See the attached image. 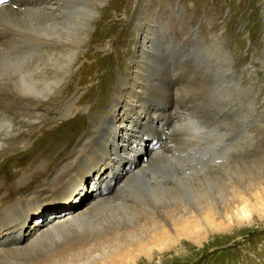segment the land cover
Masks as SVG:
<instances>
[{
  "label": "rangeland",
  "instance_id": "1",
  "mask_svg": "<svg viewBox=\"0 0 264 264\" xmlns=\"http://www.w3.org/2000/svg\"><path fill=\"white\" fill-rule=\"evenodd\" d=\"M60 1L63 3H61L63 15L61 39L68 42L69 45L77 46L73 70L81 64L88 63V61L92 62L86 56L87 51L94 54L92 59L97 60L98 63L95 71H100L99 81L82 87L83 93L88 88L95 90L97 88L95 97L88 102L87 106L94 104V100L97 97H102V91L104 90H109L108 100L112 94L111 98L116 99L120 104V107H118L119 113L125 114L128 111L131 112L133 105L141 104L142 95L145 93L136 94L132 88V84L135 83L134 78H132L133 73L135 74L134 61H142L141 65H143L144 60H141L139 51L147 52L150 49L151 52L152 50L153 58H151L148 66L152 69V78H156L154 80L151 78L146 80L153 81L151 84L156 82L157 84H165L164 86L167 87L165 88L167 89V95L162 96L160 93V97L156 99L150 96L148 98L155 101L158 106L157 108L154 107L153 110L162 112L160 123L167 121L165 114L168 110H171L172 116L174 115L171 124L175 121L172 129L174 128L178 134L173 141L174 146L176 148L179 147L178 149L174 147L176 149L175 153L182 160L186 159V162H189V159L192 161L186 170L184 167L183 170L185 173L183 170H180L182 168L178 170L173 169L171 173L173 172L172 175L175 177L177 175L178 177L183 172L191 181L204 178L203 185L201 186L205 188V184L208 181L205 188L208 191H205L204 188L202 189L201 186L193 182L190 183L194 185L182 184L180 182L179 186V181H176L177 184L175 181L172 182L179 189L180 195L178 197L175 194H173L174 196H169L170 193H166V190H160L155 195L149 185H146V188L142 189L145 195L142 192L132 191L130 187H127L124 191L125 194L122 197L120 196L121 200L119 199V201L123 202L124 200L126 203H134V205L143 207L135 208L134 210L133 207L124 206L120 202V204L118 203V207L120 206V208H113L117 204L110 206L111 208L109 207V209H107L108 207H103L104 209L100 207L96 212L92 213L90 219H84L79 225L63 227L57 233L52 232L44 235L40 239L42 242L38 240L27 250L20 252L22 254L18 253L16 255L17 253H14L10 257L9 255L1 256L0 264L4 262V264H24V261L25 264H28V262L31 264L34 263L33 261L35 259L38 260L40 257L37 259V256L40 255V259L43 258L41 260L42 263L46 258H53V253L54 251L56 253V250L64 249L62 251H69L71 247L81 244L80 242H83L81 245L85 246L86 242L89 241L88 243L91 245L92 242L101 240L102 237H107L109 234L117 236L118 233L119 235L121 234V237H113L111 241L116 243L109 242V246L111 247H107V241L105 242L107 245H104L105 243L103 244L106 247L105 250H108V252L106 250L108 257L104 259L106 261L101 260L103 263H100L97 260L98 263L95 261L93 264H264V0ZM103 14H105L104 17ZM34 16L37 18V14L33 15L32 20L35 19ZM38 18L37 22L33 21V26L36 24L37 28ZM36 27L34 26V28ZM96 35H99L97 44L94 42ZM152 37L157 41L156 43H154L155 41L152 40ZM155 44L157 45L159 55ZM18 45L9 46L10 49L8 47L1 49L4 52H12L11 55L18 59L19 56L29 58L33 54V49H30V45L25 48L22 47V50ZM12 47L15 48L13 49ZM15 50L16 52H14ZM24 51L28 53L26 54ZM83 51H86L84 52L85 54L82 53ZM80 54L81 57L79 56ZM165 56L167 59L163 58ZM0 59L2 60L1 57ZM23 60L26 59L24 58ZM155 61L158 62L155 64ZM64 62L65 60L60 61L53 66L61 71H65ZM159 62H164L166 65L158 69ZM52 63L53 61L50 62V64ZM228 65L232 66L233 69L229 70ZM135 69L137 70L136 67ZM0 72L3 75L0 76L4 78L6 73L2 72V70ZM60 73L61 75H65L64 72ZM111 73H114V76ZM229 74L234 77V81L229 78ZM137 75L135 74L136 77ZM169 76L172 82L169 80ZM105 81L108 82L107 86L104 85ZM173 82L176 84H173ZM137 87H142L143 90H146L149 86L137 85ZM169 87H172L170 93H168ZM169 96L171 97V103L170 100L168 101ZM38 100L41 102L45 98L40 96ZM176 102H178V105ZM113 103L114 101L110 105L107 104L101 108L112 110ZM33 104L36 105L35 103ZM37 109L40 110V108ZM43 111L45 110L43 109ZM43 111H41L42 115ZM142 114H146L145 108H143ZM81 115H85V112L79 113V115H73L72 119L65 121L67 126L64 129L71 131L81 130L84 133L86 129L83 128L90 125L91 117L89 115L82 117ZM53 121H55L52 124L54 125V131L49 129V133H47L49 136L46 141L53 139V136L56 137L64 130H60L61 126H63L61 124L63 123L62 119L55 118ZM16 122H18L17 119ZM37 123L39 125L41 121H37ZM59 123L61 124L60 126H55ZM157 123L158 120L155 124ZM3 124H0V129H5L7 132H10L9 125L6 123ZM79 125L80 127L78 129L77 127ZM22 128L24 130L27 129L25 126ZM88 128L84 133L87 139L92 136V127ZM142 128V135H144L143 139L145 140L137 148V154L140 159L144 158L155 145L159 146L162 137L164 139L168 138V135L158 136L154 133L153 129H147L145 124H142ZM172 129H169L170 131L168 133L172 134ZM57 132L58 134L56 135ZM180 136L184 139L180 138ZM175 139L179 140V142ZM175 141L178 143L176 142V144ZM70 143L65 147H61L62 149L57 150V154L60 153L58 155L62 158L51 166L49 174L47 175L49 180L50 178L53 179L55 172L62 167L61 165L63 163L67 162L68 156H66L67 149L65 148L71 146ZM179 143L183 144L180 145ZM33 150V147H31L14 156L15 158L13 157L12 161H10L11 170L14 172L16 170L22 172L26 166H30L31 164L27 160ZM0 161H5V159L2 157ZM39 164L40 162L36 163V165ZM191 166L194 167L192 168ZM190 168L193 170L192 174L196 173L190 175L191 172L189 173L187 171H191ZM195 169L197 170L195 171ZM243 169L245 171L248 169L249 172H245ZM174 170L180 173L178 172L176 174ZM108 171L109 167L104 162H96L89 168H85L84 176L73 183L76 184L74 188L71 187L66 192L58 191L48 193L47 191L49 190H46L49 186H46L47 182L42 183L43 185L41 186L40 184H34V187H30L29 185L31 184L27 186V184L24 185L25 183H23L19 186L20 188L22 187L21 189H16L17 192L11 200H15V202L21 201L18 204L22 203L23 211L27 212L26 224H31L36 219L44 221L46 215H50V219L53 221L56 217L63 216L67 212L75 211L87 204L93 198L94 192L101 188ZM187 173L189 174L186 175ZM123 175L121 172L120 177ZM189 175L196 177L191 179ZM110 178L112 179L111 182L113 181L112 188L105 189L104 193L109 192L111 195L115 184H118L119 178L114 179L113 176ZM15 180L16 178L11 179V183H14ZM26 181L28 182L29 178ZM218 181L220 183H217ZM210 184H212L213 188ZM218 184L219 186H217ZM187 185L190 187L188 188ZM39 186L40 190L34 195L32 189L38 188ZM196 186L201 189H198ZM195 187L197 191L193 190ZM222 189L227 193L225 194ZM228 189H230L229 192ZM29 190H32V192ZM215 190L216 193L214 192ZM193 191L195 192L193 193ZM205 192L207 195L210 193L212 195L210 194L211 196L207 198L204 194ZM136 193L139 195H136ZM200 193L202 196L199 195L196 198ZM229 193L230 195L234 193L233 196L236 194L237 198L236 196L234 197L235 199L233 196L231 198V201L234 200V203L228 202ZM143 195L147 201L143 199ZM203 196H205V200L202 199L204 198ZM139 197L142 198V201ZM226 197L228 199H225V202L228 205L225 204V209V205H222L223 210L221 206L219 208L217 207L216 211L218 214L214 211V207L210 208L211 210L209 209L212 206L208 203L209 199L217 203ZM73 198L78 199V201L71 202L70 199ZM197 201L208 203L206 205L209 206L205 205L204 210L200 209L199 212L201 214L194 209V206L198 203ZM180 203H183V205L184 203L185 205L189 204L187 206H180ZM229 203H231L230 206ZM166 204L174 208V213L170 211L173 217L169 215L172 218V222L169 219V223L172 226L164 222L162 224V219H158L160 218L159 210L163 208L162 205L165 206ZM9 205H11V201ZM7 206L8 203L5 204L4 210L7 209ZM147 206H150L149 209L152 210L149 211ZM179 206L184 209V212L178 210ZM175 207H177L176 212ZM117 208L118 211L116 210ZM143 208H146L147 211ZM187 209L189 210L187 211ZM144 210L146 212L142 214L141 211ZM131 211H133V215H131ZM221 211L222 213H220ZM105 212L109 215L112 213V215L109 217ZM151 213L153 215L155 214V220L158 219L159 221H156L158 224L154 221L157 225L152 223L151 228L153 231L150 232L152 229L148 228L147 224L149 231L147 233L144 232L146 234L137 232L136 227L140 223L139 218L142 222L145 217L152 215ZM117 216L119 218H116ZM117 219H121L122 221L118 220L119 223H117ZM181 221L185 223L183 224ZM115 223L117 225H114V228L113 224ZM175 223H179V225L181 223V225H175ZM76 226L77 228L75 229L78 230L74 229ZM112 229L115 233H112ZM116 229L118 231H115ZM119 230L121 231L119 232ZM4 232H7V230L5 229ZM106 232L109 234L107 235ZM15 233L17 237L18 231ZM104 234L107 236H104ZM122 235L123 237H127L128 240L130 239V241H125L127 238H123ZM5 236L8 235L0 232V240ZM114 239L116 240L114 241ZM17 240L20 242V239ZM11 241L13 242V239ZM21 241L24 242L23 239ZM47 241L48 243H46ZM60 244L61 246L65 244L67 247L64 245V248L59 249L58 247H61ZM66 248L68 249L65 250ZM46 250L50 253L47 252L45 254ZM24 252L26 253L23 255ZM43 254L45 256H42ZM48 254L50 255L47 256ZM19 255L22 256L20 257ZM26 255L30 256L29 259H26L28 256L25 258ZM30 258H34V260H31V262ZM83 262L92 264L91 259L80 261V263Z\"/></svg>",
  "mask_w": 264,
  "mask_h": 264
},
{
  "label": "bare ground",
  "instance_id": "2",
  "mask_svg": "<svg viewBox=\"0 0 264 264\" xmlns=\"http://www.w3.org/2000/svg\"><path fill=\"white\" fill-rule=\"evenodd\" d=\"M65 2H67V0H65ZM61 3L62 2L60 0H0V55H1L0 57L2 58V60L0 59L1 60L0 71L2 70V72L6 73V76L4 78H2L3 75L0 72V75H2V76H0V124L6 123L10 127V132H7L5 129L4 130L0 129V158L3 157L5 159V161H0V232L8 235V236L3 237L0 240V257L3 255L4 256L9 255V257H10L11 254H14V253H17L16 255H18V253L23 252V251L27 250L28 248H30L33 244H35V242L40 240L41 237H44V235H46V234H49L52 232L57 233L60 229H62L63 227H66V226H72V225H76V224L79 225V223L81 221H83L84 219H86V218L90 219V216L92 215V213L96 212L100 207H102V208L108 207L107 209H109L110 206H115L116 204H117V206H115L113 208L118 207V203L120 202L119 201L120 196L122 197V195L125 194L124 191L127 189V187H130L132 191H138V192L144 193L142 189L146 188L145 187L146 185H149L151 190L153 191V193H155V195L158 192H160V190L161 191L166 190L165 191L166 193H170L169 196H172L173 194H175L178 197L180 195L179 194L180 192H179V189L177 187H175V184L174 183L172 184L173 181H175V182L179 181L178 182L179 186H180V184H179L180 182L182 184H189V185L191 184L190 182H193L194 184H197L198 186L203 185V182H204V178H198V179H194L191 181L184 175V173H185V171L183 170L184 167L186 170L187 167H189V165L192 163V161H191V159H189V162H186L187 161L186 159L182 160L178 155H176L177 153H175V150L178 149L179 147L176 148L174 146L175 144L173 142L174 138L177 137V135H178L177 131H175L174 128L172 129L175 121L172 122V124H171V120L173 119L174 115L172 116L171 110H168V112L166 114L164 113L166 115L165 117H166L167 121H162L160 123V120L162 118V112H160L159 110H153L154 107L157 108L158 106L156 105L155 101H152L151 99L148 98V96H150V97H154V99H156L157 97H160V95H162V96H164L165 94L167 95V89H165L167 87L164 86L165 84L164 85L162 83L157 84V82L154 84H151V82H153V81L146 80V79H150V78L152 80H154V78H156V77L152 78V69L150 68V66H148V63L151 61V58H153L152 57V53H153L152 50H151V52H150V49H148L147 52H144L142 50L139 51V56H140V58H142L141 60H144L143 65H141L142 61H134L135 67L137 68V70H136L134 67V71H135V74L136 75L138 74V75H137V77L135 76L134 73L132 75V78H134L133 80H135V83L132 84V88L135 90L136 94L137 93H140V94L145 93L144 95H142V100H141L142 103L141 104L133 105V107L131 108V112L128 111L125 114L119 113L118 107H120L119 106L120 104L116 101V99L111 98L112 94L110 95V99L108 100L107 96H108L109 90H104V91H102V97H97L94 100V104H92L91 106H87L88 102L92 98L95 97V94H96L95 91L97 90V88H96V90L93 88H88L83 93L82 87L87 85V84H90V83H97V81H99L100 71H95L96 68L98 67V63H97V60L92 59L94 54L87 51L86 56H88L87 58L91 59L92 62L88 61V63L81 64V65L77 66L76 69L73 70V68H74L73 66H75L74 61L76 60L75 54L77 51L76 50L77 46H73L71 44L69 45L68 42H65L61 39V35H62L61 34L62 33L61 32V22H62V18H63ZM34 14L35 15L37 14V18L39 17L38 18V28L36 27L37 26L36 24L34 25L36 28H34V26H33V21L37 22V18L35 16L34 17L36 20L35 19L32 20ZM104 15L105 14H103V17H104ZM31 26H33V27H31ZM98 37H99V35H96V38L94 40V42L96 44L98 41ZM152 40L155 41L154 37H152ZM156 42L157 41H155L154 43H156ZM16 44H19L18 47H20V49L22 47L25 48L26 46L28 47L30 45V49H33V51H32L33 54H31V56H29V58L28 57L26 58V56H23V55H21L23 57H20L18 55L19 56V59H18L16 57H13V55H11L12 52L11 53L8 51L4 52V50L1 49V48L5 49L7 47L10 49L11 46H14ZM99 44H101V42H99ZM158 46L160 47V45H158ZM15 47H17V46H15ZM15 47H12V48L14 49ZM12 48H11V50H12ZM156 49H157V45H156ZM166 49H167V47H166ZM17 50H18V48H17ZM14 52H16V50ZM24 52H26V54L28 53L27 51H24ZM84 52H86V51H83L82 53L85 54ZM157 52H158V49H157ZM21 53L23 54V52H21ZM17 54H15V55H17ZM162 54H163V52H162ZM158 55H159V52H158ZM10 56H12V57H10ZM79 56L81 57V54ZM13 58L14 59L16 58V59L14 60ZM24 58L26 60H23ZM77 58H78V56H77ZM163 58L167 59L166 56ZM64 60H65V62L63 64H65V71H61L58 68H55L53 66V65L59 63L60 61H64ZM51 61H53L52 64H50ZM162 61H166V60H162ZM157 62L155 61V64ZM158 65L159 66H157V68L161 69V67H164V65H166V64L164 62H159ZM228 67H229V70L233 69L232 66H230V65H228ZM171 71H172V68H171ZM60 72H64L65 75H61ZM67 73H69V74L67 75ZM111 75L114 76V73H111ZM229 78L234 81V77L232 75H230ZM169 80L172 82V79L170 76H169ZM162 81H163V79H162ZM173 84H176V83L173 82ZM104 85L107 86L108 82L105 81ZM137 85L138 86L144 85V86H147V87L149 86V87L148 88L146 87L147 89L144 88L146 90H143L142 87H137ZM169 85H170V83H169ZM92 86H94V84H92ZM176 88L178 89V87H176ZM15 89H17V91H15ZM171 89H172V87L171 88L169 87L168 93H170ZM50 95H52V96H50ZM40 96L44 97L45 100H41V102H40L39 101L40 99L38 100V97H40ZM104 100H107V101H104ZM169 100L171 103V97L170 96L168 97V101ZM113 101H114V103H113V107H112L113 109L112 110L106 109L107 110L106 111L105 109H102L104 105H107V104L110 105ZM33 103H35L36 105H34ZM177 103L178 102H176V104ZM25 106H26L27 110H26ZM141 107L146 109L145 115L142 114L143 108H141ZM37 108H40L41 111H43V109L45 110V111H43V115H42V112ZM105 108H107V107H105ZM44 112H45V114H44ZM82 112L83 113L85 112V115H81L82 117H84L86 115L87 116L89 115L91 117V120H90L91 123H90V125H88V127H92L91 128L92 136H90V137L88 136L89 139H87L86 134H84L85 131L87 129H89L88 127L83 128V129H86L84 131V133L81 132V130L71 131L69 129H64L65 126H67V124H65L66 123L65 121L72 119L73 115H76V114L79 115V113H82ZM189 112H187V114H189ZM98 113H100V114H98ZM55 118L62 119L63 123H61V124H63V126H61L60 130H62V129H64V130H62L61 133H59V135H57L58 134V132H57L56 137L53 136L54 137L53 139L46 141L47 137L49 136V134H47V133H49V129L54 131V129H53L54 125H52V124L56 121V120L53 121ZM16 119L18 120V122H16ZM35 120L41 121V124L38 125L37 121H35ZM157 120H158V123L155 124L157 122ZM167 123H168V125H167ZM61 124L59 123L55 126H60ZM142 124H145V127L147 129H153L154 133L157 134L158 136L168 135V138L164 139L162 137V139H160V145L159 146L155 145V147L152 148L150 150V152L144 158L140 159L138 154H137V150H138L137 148L139 145H142L143 141L145 140V139H143L144 135H142V132H143ZM23 126L27 127V129L24 130L22 128ZM79 127H80V125L77 128L79 129ZM80 129H82V128H80ZM169 129L173 130L172 134L168 133L170 131ZM187 132H186V134H187ZM186 134H185V136H186ZM34 138H35V140H34ZM180 138L184 139L181 136H180ZM175 140H177V139H175ZM177 141L179 142V140H177ZM177 141H175V143ZM70 142H72V143H70ZM69 143L71 144V146H69L68 148L67 147L65 148V149H67L66 150L67 151L66 156H68L67 162L63 163L61 165L62 167H60L58 170L56 168L57 171L55 172L53 179L50 178V180H49L47 175L49 174V170H50L51 166L53 164H56V161H58L62 158L60 155H58L60 153L57 154V150L58 149L60 150L61 147H65L67 144L69 145ZM182 144H180V145H182ZM31 147H33L34 150H33L32 154L30 155L29 159L27 160V162H29L31 165L26 166L22 172L18 171V170H16V172H14L13 170H11V168H10L11 162L10 161H12L13 157L18 155L19 153H22L24 150L31 148ZM180 149H181V146H180ZM180 149H179V151H180ZM180 153H181V151H180ZM6 160L9 162H7ZM100 161L104 162L109 167V171L107 172V175L105 176V180L103 181L101 188L94 192L93 198L87 204L83 205L81 208H78L75 211L67 212L63 216H58L53 221L50 219L51 218L50 215H46V218L44 221H42V220L39 221V219H36L31 224H26V213L27 212L23 211L22 203L18 204L21 201L15 202V200H11L13 195H15V193L17 192L18 188H20L19 186L21 184L25 183L24 185L27 184V186L29 184H31L29 186L34 187L35 186L34 184H40V186H41V185H43L42 183L47 182V185L46 184L45 185L46 186L49 185L46 188V190H49V191H47L48 193L58 192V191L66 192L71 187L74 188V186L76 184H73V183H75L78 179H80L84 176V169L85 168H89L94 163L100 162ZM37 162H40V164L36 165ZM21 163H24V162H21ZM116 163H118V164H116ZM198 167H199V165H198ZM180 168H182V169H180ZM121 169H122V171H121ZM173 169H176V170L180 169L181 171L183 170L184 173L181 172L182 174L178 175V177L176 175V177H175L172 175L173 172L171 173V171ZM19 170H20V168H19ZM176 170H174V172H176ZM196 170L197 169H195V171ZM187 171L189 173L191 172L190 175H193L196 173L194 171L195 173L192 174V171H193L192 169H191V171L190 170H187ZM246 171H248V169ZM121 172L124 174L122 177H120ZM178 172L179 171H177L176 174ZM169 173H171V174L168 176ZM189 173H187L186 175H188ZM174 175H175V173H174ZM18 176H19V178L17 179ZM26 176H28V177L26 178ZM111 176H113L114 179H118V178L119 179H118V184H115V188L112 191V194L110 195L109 192L104 193V190L112 188V185H113L112 182L113 181L111 182V180H112L110 178ZM210 176H211V174H210ZM213 176H215V175H213ZM195 177L190 176L191 179H193ZM248 177H249V174H248ZM13 178H16V180L14 183H11L12 182L11 179H13ZM28 178H29V181L27 182L26 180ZM226 179H228V178H226ZM219 181H220V179H219ZM219 181L217 183H220ZM177 182H176V184H177ZM207 182L205 184V188H206ZM193 183L191 185H194ZM214 184H215V182H214ZM17 185H18V187H17ZM210 185L212 187V184H210ZM210 185H208V186H210ZM246 185H249V184H246ZM40 186L38 188H35V189L33 188L32 190L34 192H32V190H29V191H31L35 195L40 190L39 189ZM217 186H219V184ZM187 187H188V185H187ZM196 187L193 190L197 191ZM201 187H202V189L204 188L203 186H201ZM211 187H209V188H211ZM246 187H248V186H246ZM205 188H204V190L208 191ZM148 189H149V187H148ZM198 189H201V188H198ZM191 190H192V188H191ZM229 190L230 189H228V192H229ZM181 191H182V189H181ZM222 191L225 192V194L227 193L226 191H224V189H222ZM149 192H150V190H149ZM194 192L195 191H193V193ZM199 192H201V191H199ZM214 192L216 193V190ZM233 192H234V190H233ZM217 193H218V191H217ZM137 194L138 193H136V195ZM204 194L207 196V198H208V196L212 195L211 193H210L211 195L210 194L207 195L206 192ZM144 195H145V193H144ZM144 195H143V197H144L143 199H145ZM160 195H161V193H160ZM199 195H201V193L198 194L196 198H198ZM233 195H234V193L231 195L229 193L228 196H229L230 200L226 197L223 200L222 199L219 200L217 203L215 202L216 204L214 203V201L209 199L208 203H210V206L212 205L211 207L206 205L208 203H205V202L203 203L201 201H199V202L197 201L198 203H196V205L194 206V209L196 212L200 213L199 212L200 209L204 210V206L206 205L209 207V209L214 207L215 208L214 211L217 213V211H216L217 207L219 208V206H221V208L223 210L222 205H225V204L228 205L225 202V199L226 200L228 199V202L234 201L233 199H232L233 201H231V198ZM235 196H236V194H235ZM235 196H233V198ZM152 197H154V196L152 195ZM203 197L204 198H202V199L205 200L206 199L205 196H203ZM146 198H148V197H146ZM236 198H237V196H236ZM141 199L142 198H140V200ZM202 199L200 198V200H202ZM211 199H214V198H211ZM70 200H71V202L72 201H75V202L78 201V199L76 200L75 198L70 199ZM152 200L153 199H151V201ZM10 201H11V205H9ZM166 201H167V199H166ZM152 202H154V201H152ZM206 202H207V200H206ZM7 203H8L7 209L4 210V206ZM120 203H123L124 206L125 205L129 206V207L131 206L134 208V210H135V208L143 207V206L139 207L137 205H134V203L133 204L132 203H126L124 200H123V202L121 201ZM220 203H222V204H220ZM148 204H149V202H148ZM188 204L185 205V203H184V205H183V203L182 204L180 203V206L181 205L187 206ZM191 204H192V202H191ZM230 204L231 203H229V206H230ZM226 205H225L224 209L226 208ZM162 206H163V208H161L162 211L159 210L160 211V218H158V219L159 220L162 219V224L164 222V223H168L170 225L171 223H169V222L170 221L172 222L171 217H173L171 215L172 213L170 214V211L171 212L173 211V213H174V208H172L171 206H169L167 204L165 206L164 205H162ZM180 206H179L178 210L181 212H184V209L180 208ZM149 207L147 206V209H149ZM151 207H153V206H151ZM158 207H159V205H158ZM118 208H120V206ZM118 208L116 209L117 211H118ZM176 208L177 207H175V212H176ZM103 209H102V212H103ZM121 209H122V207H121ZM143 209L146 210V208H143ZM189 209H187V211ZM145 210L141 211L142 214L147 211V210L146 211ZM151 210L149 209V211H151ZM178 210H177V212H178ZM217 210H219V209H217ZM122 211H121V213H122ZM110 212H111V210H110ZM131 212H132L131 215H133V211H131ZM106 213L107 212H105V214ZM119 213H120V209H119ZM119 213H117V214H119ZM153 213H156V212H153ZM220 213H222V211ZM220 213H219V215H220ZM147 214H149V213H147ZM111 215H112V213H110V215L108 214L107 216L110 217ZM114 215H115V213H114ZM131 215H130V218H131ZM154 215L153 214L148 215V217L144 216L145 218L142 220V222L140 221V218H139V222H140L139 225L137 226L135 224L137 226L136 227L137 232H139V233L146 232L147 233V231H149L147 229V224H148V228H151L152 223L156 224L157 222H159L158 219L155 220L156 218H154L155 217ZM169 215H171V217ZM178 215H176V216H178ZM122 217L126 218L125 216H122ZM99 218H101V217H99ZM113 218H115V217H113ZM116 218H119V217L117 216ZM127 218H128V216H127ZM41 219H43V218H41ZM169 219H171V220L169 221ZM118 220H121V219H117V223H119ZM179 220H182V219H179ZM94 221L96 222V220H94ZM115 221H116V219H115ZM154 221L155 222L157 221V222L155 223ZM192 221H193V218H192ZM135 223H138V222H135ZM149 223H151V224H149ZM182 223L184 224L185 222H182ZM114 225H117V224L115 223V224H113V226ZM175 225H179V223H177V224L175 223ZM180 225H181V223H180ZM166 226H167V224H166ZM170 226H172V225H170ZM75 228H77V226L74 227V229ZM114 228H115V226H114ZM134 228H135V226H134ZM5 229L7 230V232H4ZM127 229H121V230H127ZM75 230H78V229H75ZM121 230H119V232ZM16 231H18L17 237H16V233H15ZM113 231L114 230L112 229V233H115ZM115 231H118V230L116 229ZM152 231H153V229L150 230V232H152ZM107 232H109V231H107ZM110 233H111V231H110ZM128 233H129V231H128ZM146 233H144V234H146ZM108 234L109 233H107V235ZM116 234H117V232H116ZM107 235L104 234V236H107ZM115 236L116 235L112 236V234L111 235L109 234V236H107V237H102V239L100 238L101 240H96V241L92 242L91 245L88 243L89 241L86 242L85 246L81 245V244H83V242H80L81 244H78L80 246H78V245L73 246V247H71V249L69 251L67 250L68 248L65 249L67 251H62L64 249L58 250V251H61L59 253L56 250L57 255L54 256V254H56L54 251L53 258H46V260L43 261L42 263H41V260L43 258L40 259L41 255L37 256V259L40 257L38 260L35 259L37 262L34 260V258H36L34 255H33L34 258H30V261L34 260L33 261L34 263H31V264H87V262L86 263H84V262L80 263V261L91 259L92 264L95 261H96V263H98L97 260H99L100 263H103L102 261H104V262L106 261V260H104L105 257H108L106 255L108 250L106 249L107 250V252H106V250H105L106 247H104L103 244L107 241L108 242L107 247H111V246H109V242L112 243L113 241H111V240ZM117 237H121V234L119 235V233H118L116 238ZM122 237H123V235H122ZM123 238L126 239L127 237H123ZM11 239H13V242L11 241ZM17 239H20V242ZM21 239H23L24 242H22ZM47 240L49 241V239H47ZM115 240L116 239H114V241ZM40 241L42 242V240H40ZM48 241L46 243H48ZM92 241H93V239H92ZM125 241H130V239L128 240V238H127ZM115 243L113 242V244H115ZM119 243H121V242H119ZM88 244H89V246H87ZM64 245L65 244H63V246ZM104 245H107V243H105ZM60 246H61V244H60ZM63 246H61V247L57 246V247L59 249H61ZM102 246H103V248H102ZM47 252H49V251L46 250L45 254ZM25 253L26 252H24L23 255ZM20 254H22V253H20ZM49 255L50 254H48L47 256H49ZM27 256L28 255H26L25 258ZM42 256H45V255L43 254ZM29 257L30 256H28V258H26V259H29ZM22 259H24V258H22ZM4 260H5V258H4ZM28 261H26V262H28ZM89 261H88V263H89ZM20 264H23V263H20ZM24 264H25V261H24ZM28 264H29V262H28Z\"/></svg>",
  "mask_w": 264,
  "mask_h": 264
}]
</instances>
